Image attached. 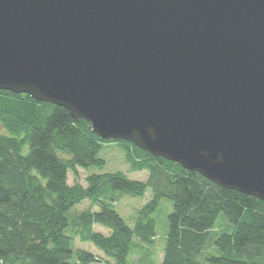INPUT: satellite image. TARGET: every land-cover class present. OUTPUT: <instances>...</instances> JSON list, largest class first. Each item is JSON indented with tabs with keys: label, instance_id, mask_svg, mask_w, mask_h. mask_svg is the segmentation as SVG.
Returning a JSON list of instances; mask_svg holds the SVG:
<instances>
[{
	"label": "water",
	"instance_id": "95a60500",
	"mask_svg": "<svg viewBox=\"0 0 264 264\" xmlns=\"http://www.w3.org/2000/svg\"><path fill=\"white\" fill-rule=\"evenodd\" d=\"M0 89L264 201V0H0Z\"/></svg>",
	"mask_w": 264,
	"mask_h": 264
},
{
	"label": "trees",
	"instance_id": "16d2710c",
	"mask_svg": "<svg viewBox=\"0 0 264 264\" xmlns=\"http://www.w3.org/2000/svg\"><path fill=\"white\" fill-rule=\"evenodd\" d=\"M0 264H97L94 253L74 250L71 229L107 258L104 264H132L133 251L157 237L152 217L162 199L172 202L169 229L160 264H264V201L225 189L179 163L157 157L124 140H105L91 124L29 94L0 89ZM125 151L131 171H149L146 182L122 172L89 174L79 183V168H102L105 144ZM75 182L69 184V174ZM152 197L130 226L113 209L108 196L120 191ZM99 211H84L70 221L69 212L84 200ZM223 214L231 232L216 236L218 254L199 256ZM99 224L108 235L93 230Z\"/></svg>",
	"mask_w": 264,
	"mask_h": 264
},
{
	"label": "rangeland",
	"instance_id": "374dc122",
	"mask_svg": "<svg viewBox=\"0 0 264 264\" xmlns=\"http://www.w3.org/2000/svg\"><path fill=\"white\" fill-rule=\"evenodd\" d=\"M0 131L3 132V127L0 124ZM99 157L106 161V164L102 168L92 167L87 170L79 168V183L83 186H87L86 177L89 174H103L122 172L129 179L136 181L146 182L149 178V171H131L130 164L126 160L125 151L116 143L105 144L103 149L99 153ZM69 184L72 185L75 182V178L72 173L69 174ZM152 193L147 191L145 196H131L120 191H112L107 199L111 207L115 209L119 215L130 226H133L138 212L141 208L150 200ZM173 205L168 199H162L158 210L152 214V217L157 220V237L154 240V244L151 246L143 245L140 249L133 251L130 260L132 264H160L164 254V248L167 241V234L169 229V214L172 212ZM99 204L87 199L77 204L69 212V219L75 220L78 215L86 211H99ZM233 225L221 214L217 220L215 228L211 231L210 238L204 249V252L199 256V261L205 262L204 256L208 254H218L219 251L213 244L214 238L223 232H231ZM93 230L101 232L104 235H108L110 230L95 224ZM70 233L74 236V250L85 249L94 253L101 261L97 264H104L107 260L104 253L98 249L94 244L88 241H84L81 238L80 231L77 227L71 229Z\"/></svg>",
	"mask_w": 264,
	"mask_h": 264
}]
</instances>
